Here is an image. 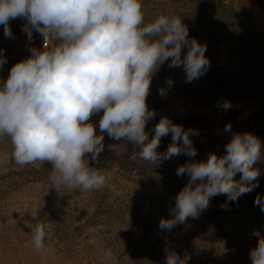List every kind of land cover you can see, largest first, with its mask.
<instances>
[{
	"label": "rangeland",
	"instance_id": "1",
	"mask_svg": "<svg viewBox=\"0 0 264 264\" xmlns=\"http://www.w3.org/2000/svg\"><path fill=\"white\" fill-rule=\"evenodd\" d=\"M142 5L145 23L160 14L181 16L189 38L207 45L205 56L210 60L206 74L191 83L182 66L170 68V61L159 66L146 101L156 113L145 128L149 139L162 116L188 128L191 118L186 117L202 109L214 114L221 109L218 102L228 100L247 111L256 129L252 134L261 141L262 158L253 165L260 170L258 187L238 201L215 196L197 218L189 217L168 231L161 230L159 222L171 218L175 197L189 179L187 174L177 176V168L206 161L211 153L226 154L224 136H191L195 157L180 154L151 166L139 158L129 160L139 149L105 133L99 162L91 160L90 153L85 157L108 177L105 187L93 191L51 183L52 165L47 161L20 166L10 158L0 166V264H165L166 248L181 256L190 254L188 264H252L249 252L260 238L253 232L264 236V212L255 204L258 195L264 197V26L250 18L251 8L238 0H142ZM32 40V47L39 49L35 30ZM0 50L7 58L0 67V81H6L11 67L31 53L1 43ZM169 77L173 85L162 97L159 89L166 87ZM102 115L91 117L97 135ZM170 143L171 133L161 138L157 151L165 152ZM0 151L11 153L7 138L0 140ZM33 209L45 226L41 252L31 243Z\"/></svg>",
	"mask_w": 264,
	"mask_h": 264
},
{
	"label": "clouds",
	"instance_id": "2",
	"mask_svg": "<svg viewBox=\"0 0 264 264\" xmlns=\"http://www.w3.org/2000/svg\"><path fill=\"white\" fill-rule=\"evenodd\" d=\"M17 18L25 21L21 31L29 42L35 30L44 41L54 43L42 49L30 47L31 55L13 65L6 81H0V140L7 138L11 145V153L0 151V166L10 158L20 166L47 161L52 165L51 183L93 191L105 187L108 177L85 157L90 153L91 160L99 162L105 133L139 149L129 160L139 158L151 166L180 154L197 155L190 139L199 135L197 129L185 130L162 116L151 139L145 131L156 115L146 101L160 65L170 61V68L182 66L187 83L204 76L210 67L207 45L189 38L181 16L160 14L145 23L142 0H0V25L6 38H14L9 22ZM5 63L0 50V67ZM165 85L159 89L162 97L172 87V78H166ZM218 103L223 111L233 107L228 100ZM101 112L97 135L91 117ZM224 131H231L230 123ZM169 133L172 143L158 152L161 138ZM225 153H211L206 161L177 168V176L187 174L189 179L175 197L171 218H161V230L197 218L215 196L238 201L258 187L260 170L253 165L262 158L260 139L248 132L234 133ZM237 173H242L239 180L234 179ZM255 204L264 212V197L258 195ZM29 215L35 221L34 227L28 225L31 243L41 252L45 226L37 209ZM253 235L260 238L249 257L252 264H264V236L259 231ZM165 251V264H188L191 259L187 253Z\"/></svg>",
	"mask_w": 264,
	"mask_h": 264
},
{
	"label": "crops",
	"instance_id": "3",
	"mask_svg": "<svg viewBox=\"0 0 264 264\" xmlns=\"http://www.w3.org/2000/svg\"><path fill=\"white\" fill-rule=\"evenodd\" d=\"M240 5H247L251 8L250 18L254 19L259 25L264 26V0H238ZM19 19L17 22L10 24L13 37L12 39L6 38L4 35V26L0 25V43L15 47L18 51H25L32 47L31 42L28 41L27 34L22 32V22ZM25 23V21H23ZM22 25V26H21ZM204 109L198 110L199 114L191 115L187 129H197L199 133H213L224 136L225 141L228 143L234 133H254L256 131L251 116H248L247 111L239 106H233L227 111L219 110L214 114L207 115ZM196 113V112H195ZM248 116V117H245ZM246 118V119H244ZM231 124V131L225 132L224 128L227 124Z\"/></svg>",
	"mask_w": 264,
	"mask_h": 264
},
{
	"label": "built area",
	"instance_id": "4",
	"mask_svg": "<svg viewBox=\"0 0 264 264\" xmlns=\"http://www.w3.org/2000/svg\"><path fill=\"white\" fill-rule=\"evenodd\" d=\"M21 22L24 25V22L23 21H21ZM39 36H40L39 49H42L44 46L47 48V47L51 46L54 43V41H52V40H45L44 41V38L40 34H39Z\"/></svg>",
	"mask_w": 264,
	"mask_h": 264
}]
</instances>
